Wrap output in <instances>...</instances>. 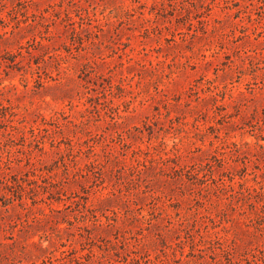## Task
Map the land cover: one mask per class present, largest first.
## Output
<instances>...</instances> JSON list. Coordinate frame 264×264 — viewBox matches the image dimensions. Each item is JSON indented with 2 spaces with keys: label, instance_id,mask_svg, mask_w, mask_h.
<instances>
[{
  "label": "rangeland",
  "instance_id": "rangeland-1",
  "mask_svg": "<svg viewBox=\"0 0 264 264\" xmlns=\"http://www.w3.org/2000/svg\"><path fill=\"white\" fill-rule=\"evenodd\" d=\"M0 264H264V0H0Z\"/></svg>",
  "mask_w": 264,
  "mask_h": 264
}]
</instances>
